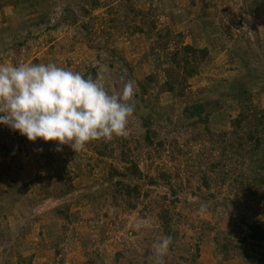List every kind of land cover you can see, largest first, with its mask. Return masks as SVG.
<instances>
[{"label": "rangeland", "instance_id": "rangeland-1", "mask_svg": "<svg viewBox=\"0 0 264 264\" xmlns=\"http://www.w3.org/2000/svg\"><path fill=\"white\" fill-rule=\"evenodd\" d=\"M184 45L208 55L172 94ZM25 63L103 76L113 93L133 80L136 112L127 137L79 152L0 125V264H151L163 236L165 264H255L264 0H0V64ZM194 104L200 120L183 114ZM22 241L35 257L15 260Z\"/></svg>", "mask_w": 264, "mask_h": 264}, {"label": "clouds", "instance_id": "clouds-1", "mask_svg": "<svg viewBox=\"0 0 264 264\" xmlns=\"http://www.w3.org/2000/svg\"><path fill=\"white\" fill-rule=\"evenodd\" d=\"M122 84L113 93L103 76L85 78L55 63L0 64V125L29 142H55L57 151L67 145L79 152L90 142L127 137L136 84L123 78ZM171 243L163 236L152 244L151 264H165Z\"/></svg>", "mask_w": 264, "mask_h": 264}, {"label": "trees", "instance_id": "trees-1", "mask_svg": "<svg viewBox=\"0 0 264 264\" xmlns=\"http://www.w3.org/2000/svg\"><path fill=\"white\" fill-rule=\"evenodd\" d=\"M182 51H175L172 57V63L175 68L178 69L177 75L180 77L179 81H176L174 78V69L168 71V79L164 83V89L165 91L169 93H174L175 91L178 92V94H181L183 92V87H185V84H187V80L197 75L199 64H201L207 57L208 51L207 49H197L191 45H184L182 48ZM182 52V56H181ZM204 106L202 104H194L186 106L183 109V114L186 118H201V112L204 110ZM242 118H244L243 115H240V119H237L236 121L239 123ZM200 120V119H199ZM256 124L259 126L264 127V110H262L257 117ZM144 125H149L148 122H144ZM148 134V131L147 133ZM149 140V137L147 135L146 137ZM252 138V137H251ZM260 142L257 140L255 147L259 149ZM137 172V171H136ZM247 229L249 231L247 238L251 241V245L255 247H260L263 250L260 252L258 258L255 262V264H264V247H262V244L264 242V231L260 227V225L256 222H253L249 225H247ZM252 251V250H251Z\"/></svg>", "mask_w": 264, "mask_h": 264}, {"label": "crops", "instance_id": "crops-1", "mask_svg": "<svg viewBox=\"0 0 264 264\" xmlns=\"http://www.w3.org/2000/svg\"><path fill=\"white\" fill-rule=\"evenodd\" d=\"M47 238H49V237H47ZM47 238H46V242H48V240H49ZM24 241L21 242L23 244L22 248L20 250L16 249L17 253L14 252L13 257H15V260H17V257H19V256H22L21 258H24L25 256H29V258L33 257V256L35 257L34 253L40 250V247H37L36 249L32 247V250L30 251V249H31L30 243H32V242H30V241L24 242ZM13 250H15V249H13Z\"/></svg>", "mask_w": 264, "mask_h": 264}]
</instances>
